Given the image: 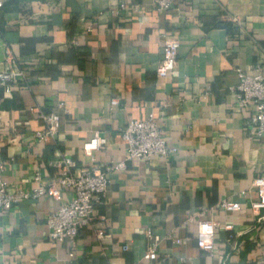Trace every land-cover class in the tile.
Here are the masks:
<instances>
[{
  "label": "crops",
  "instance_id": "obj_1",
  "mask_svg": "<svg viewBox=\"0 0 264 264\" xmlns=\"http://www.w3.org/2000/svg\"><path fill=\"white\" fill-rule=\"evenodd\" d=\"M0 14V65L10 49L25 69L11 95L0 87V156L10 189L34 191L37 171L59 186L55 163L71 155L89 165L83 145L95 133L106 137L95 152L99 165L124 161L123 128L152 112L176 147L111 170L97 207L106 221L82 227L74 241L49 236L48 217L60 205L54 197L0 211V264H138L149 229L164 239L148 264H222L218 256L224 264H264V210L251 209L253 181L264 174V135L251 132L253 110L233 91L239 68H264V0H173L167 9L154 0H4ZM169 37L180 41L178 62L160 76ZM40 111L62 118L46 141L35 137L47 127ZM225 199L241 209L227 211ZM201 218L234 224L240 245L220 228L211 256L197 244ZM101 228L110 235L99 237Z\"/></svg>",
  "mask_w": 264,
  "mask_h": 264
},
{
  "label": "built area",
  "instance_id": "obj_2",
  "mask_svg": "<svg viewBox=\"0 0 264 264\" xmlns=\"http://www.w3.org/2000/svg\"><path fill=\"white\" fill-rule=\"evenodd\" d=\"M160 9H167L172 6L173 0H154ZM4 6V0H0V10ZM0 14V33H1ZM180 41L176 37H169L163 46V56L158 65L160 76H166L176 68L179 56ZM25 75V69L21 66L10 49L0 65V87L7 95L14 92L15 86L19 85L21 77ZM239 81L233 87L237 95L238 102L243 107H250L253 115L247 121L251 132L254 135H264V68L260 64L253 66L251 71L238 69ZM117 103V99H113ZM59 106H63L62 103ZM45 119L47 127L35 132L38 141H46L53 137L61 125V115L56 111H40ZM122 135L127 142V154L124 161L115 164L101 166L97 163L95 152L106 143V137L95 133L85 141L83 152L90 157V164L81 166L71 155H62L55 163L57 166V182L59 186L48 184L43 181L41 172L34 175L38 186L34 191H29L23 187L10 189L5 177L6 162L0 156V211L10 209L15 203L28 197H41L49 195L60 201L59 207L48 217L49 236L56 242L67 239L74 241L84 226L93 225L96 222L103 223L107 217L99 214L97 207L102 204L107 196L110 182L109 172L113 169L126 167L128 159L149 160L154 157H165L176 151V147L170 145L164 136L163 128L155 116L149 113L144 118L131 120L122 130ZM256 198L251 200V209L255 216L262 214L264 210V174L257 175L253 181ZM64 190L70 191L72 197L63 199ZM229 212L241 209L242 204L237 200L225 199L220 204ZM222 228L229 231L227 240L234 243L236 247L240 245L234 224H221L214 219L201 218L198 220L197 244L198 246L216 257V238L218 230ZM110 235L105 229L98 230V236ZM150 246L144 258L138 264H148L155 256L159 243L164 237L148 230ZM177 243L181 238L174 239ZM242 246V245H241ZM128 249L129 245L122 246ZM73 255V252L71 253ZM219 262L226 263L227 258L218 256Z\"/></svg>",
  "mask_w": 264,
  "mask_h": 264
}]
</instances>
